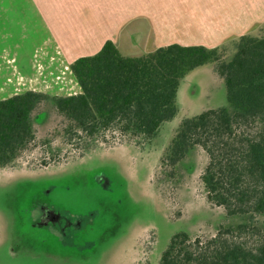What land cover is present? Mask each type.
Returning <instances> with one entry per match:
<instances>
[{
  "label": "rangeland",
  "instance_id": "rangeland-1",
  "mask_svg": "<svg viewBox=\"0 0 264 264\" xmlns=\"http://www.w3.org/2000/svg\"><path fill=\"white\" fill-rule=\"evenodd\" d=\"M8 7L12 14L25 9L19 2ZM17 20L0 19V40L2 29L8 43L9 32L25 26ZM262 33L263 25L251 35ZM238 40L219 47L225 58ZM52 98L48 94L32 113L36 143L0 169V264H159L176 232L210 236L221 225L247 220L208 201L200 179L208 161L202 148H194L171 177L160 161L184 118L232 109L215 63L181 79L177 115L141 143L68 145V121ZM258 218L264 226V215Z\"/></svg>",
  "mask_w": 264,
  "mask_h": 264
},
{
  "label": "trees",
  "instance_id": "trees-1",
  "mask_svg": "<svg viewBox=\"0 0 264 264\" xmlns=\"http://www.w3.org/2000/svg\"><path fill=\"white\" fill-rule=\"evenodd\" d=\"M211 62L225 80L232 109L209 108L184 118L160 161L171 177L194 148H202L208 161L200 179L208 201L247 220L221 225L210 236L176 232L159 264H264V226L258 218L264 215V24L262 35L240 36L229 58L219 47L180 43L125 56L107 40L97 53L71 64L81 92L52 99L68 121V145L150 141L177 115L181 79ZM47 98L27 90L0 99V169L36 143L32 113Z\"/></svg>",
  "mask_w": 264,
  "mask_h": 264
},
{
  "label": "crops",
  "instance_id": "crops-1",
  "mask_svg": "<svg viewBox=\"0 0 264 264\" xmlns=\"http://www.w3.org/2000/svg\"><path fill=\"white\" fill-rule=\"evenodd\" d=\"M15 2L23 13L8 12ZM0 19L25 25L8 43L2 29L0 99L27 90L54 97L81 92L71 64L107 40L125 56L171 43L221 47L262 27L264 0H0Z\"/></svg>",
  "mask_w": 264,
  "mask_h": 264
}]
</instances>
